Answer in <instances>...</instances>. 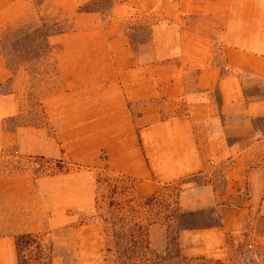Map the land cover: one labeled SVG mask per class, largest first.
Instances as JSON below:
<instances>
[{
    "label": "crops",
    "instance_id": "crops-1",
    "mask_svg": "<svg viewBox=\"0 0 264 264\" xmlns=\"http://www.w3.org/2000/svg\"><path fill=\"white\" fill-rule=\"evenodd\" d=\"M88 1L42 3L70 27L48 38L59 89L40 102L52 134L4 127L22 106L0 49V149L48 155L57 145L73 162H105L141 196L187 181L177 212L214 221L179 228L176 254L155 264L264 251V97L246 93L251 81L264 92V0H111L107 19L83 10ZM32 9V0H0V33ZM147 16L151 51L135 50L125 22ZM14 181L0 179V264H20L17 236L69 225V210L87 215L93 201V183Z\"/></svg>",
    "mask_w": 264,
    "mask_h": 264
},
{
    "label": "rangeland",
    "instance_id": "rangeland-1",
    "mask_svg": "<svg viewBox=\"0 0 264 264\" xmlns=\"http://www.w3.org/2000/svg\"><path fill=\"white\" fill-rule=\"evenodd\" d=\"M40 0H32L33 9L20 24L9 25L0 33V48L8 55V63L16 75L17 93L22 106V115L4 123L6 129L16 126L42 128L52 134L51 128L41 107V98L59 89L56 79L54 58L48 54L45 35L49 32L48 18L51 9L48 5L38 7ZM111 0H89L82 5L83 10H98L104 19L108 18ZM139 19V18H138ZM150 17H141L139 23L125 22L130 44L135 50L150 48V32L147 23ZM143 23V24H142ZM145 23V24H144ZM143 47V48H142ZM54 52L56 51V47ZM10 90L5 85L1 91ZM246 93L264 97V92L254 82H249ZM264 132V119L256 122ZM54 154H26L17 147L0 149V179H16L13 183H93V201L88 205L89 214L74 215L69 225L47 232L30 234L32 241L23 239L19 243L18 258L20 264H94L103 256L104 226L98 216L111 213L118 220L114 231H143L149 223L151 247L156 257L150 260L159 262L170 259L176 254V233L179 228L212 224L211 212L192 214L190 217L170 219L178 197L182 192L189 194L187 181L176 182L158 189L157 197L147 200L136 194L135 181L125 175L111 171L105 162L100 166H89L70 160L60 146L54 147ZM196 184L202 179L194 180ZM198 192L196 188L192 190ZM94 200L97 202L94 209ZM111 201L113 205L108 207ZM125 218L127 226L119 220ZM79 225H85L76 232ZM137 226V227H136ZM81 249V254L78 250ZM177 264H264V251L247 247L226 261L179 260Z\"/></svg>",
    "mask_w": 264,
    "mask_h": 264
},
{
    "label": "trees",
    "instance_id": "trees-1",
    "mask_svg": "<svg viewBox=\"0 0 264 264\" xmlns=\"http://www.w3.org/2000/svg\"><path fill=\"white\" fill-rule=\"evenodd\" d=\"M43 0L39 1L38 7L42 6ZM52 11V10H51ZM50 30L45 35V45L49 48L48 54L50 56L54 53V48L48 43V38L63 32H66L70 29L69 21L67 19H62L58 17L53 11L48 18ZM1 46V45H0ZM1 49V48H0ZM6 56L8 63V55ZM8 67L9 63H8ZM11 70V68H10ZM158 192L151 194V196L146 197L147 200H153L157 197ZM97 204V202L95 203ZM113 203L111 201L108 203V207H111ZM190 217L192 214H179L174 209V215L170 216V219ZM99 223L104 226V249H103V262L104 264H155L159 262V259H156L155 262L151 261V257H156V253L151 247L150 241V227L152 223H149L147 227L139 231H114L112 228L116 220L111 213L107 215L98 216ZM124 226H127V220L122 218L119 220ZM137 227V226H136ZM29 239L32 241L31 235H20L15 238L16 247L18 249L19 243L23 239Z\"/></svg>",
    "mask_w": 264,
    "mask_h": 264
}]
</instances>
